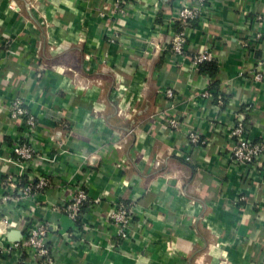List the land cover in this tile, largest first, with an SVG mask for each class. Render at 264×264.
<instances>
[{"label":"crops","instance_id":"obj_1","mask_svg":"<svg viewBox=\"0 0 264 264\" xmlns=\"http://www.w3.org/2000/svg\"><path fill=\"white\" fill-rule=\"evenodd\" d=\"M114 1L0 0V197L19 198L24 179L12 160L24 131L9 116L14 98L38 124L25 180H49L0 210L12 223L0 264H38L6 250L30 223L48 225L53 264H264V156L246 167L227 156L236 118L264 138V0H209L190 24L185 52H210L213 75L168 51L180 0H125L121 16ZM169 113L182 129L167 126ZM79 186L88 199L73 222L62 206ZM120 203L136 209L125 240L108 219Z\"/></svg>","mask_w":264,"mask_h":264},{"label":"built area","instance_id":"obj_2","mask_svg":"<svg viewBox=\"0 0 264 264\" xmlns=\"http://www.w3.org/2000/svg\"><path fill=\"white\" fill-rule=\"evenodd\" d=\"M209 0H180L173 12V22L175 24L174 33L168 43V51L176 58H187L191 69H197L202 65L214 63L216 58L208 51L201 50L194 53L187 54L185 52L188 37L190 32V24L192 22L200 21L208 10ZM125 0H115L113 5L114 14L121 16L125 14ZM262 16L256 17V23L260 24ZM259 34L254 36L258 40ZM4 45V42L3 44ZM8 47V41L5 42ZM252 79L256 82L261 81L263 75L260 72H254ZM208 81L210 79L208 78ZM210 92L204 91L203 97H208ZM164 98L170 107L174 106V92L168 88L164 91ZM219 105L223 104L222 98H217ZM9 116L12 119L20 120L23 122L24 131L14 143L12 147V160L15 161L17 166L22 168L20 177L23 179L26 175V169L30 167L34 159L39 156L36 148L33 146V139L37 131V120L35 116L24 106L20 98H14L8 105ZM164 117L167 116L168 111H163ZM166 118V124L171 130L182 129V122L178 116L169 113ZM185 136L189 143L194 146L204 147L206 141L202 139L201 135L192 130H185ZM230 142L227 150V156L230 163L237 167H246L254 165L258 159L264 156V138L261 140H251L247 135V123L244 118L235 119L229 132ZM189 160V157L186 158ZM49 185V180L45 175L38 176L35 180H28L20 188V197L28 196L33 190L41 191ZM20 197L16 198L11 192H6L0 197V210L10 203H16ZM88 199L85 189L81 186L76 187L70 196L63 203V212L73 221L82 214V208ZM244 198L240 196L238 201ZM136 217V209L133 204H117L108 214V219L117 229V236L121 240L128 239L134 218ZM12 223L6 217L1 216L0 212V235L3 234ZM46 223H30L28 230L23 238L18 242L10 245L6 250L15 249L18 251H30L39 260L40 264H53L54 256L52 250H48L45 245V238L47 235Z\"/></svg>","mask_w":264,"mask_h":264},{"label":"trees","instance_id":"obj_3","mask_svg":"<svg viewBox=\"0 0 264 264\" xmlns=\"http://www.w3.org/2000/svg\"><path fill=\"white\" fill-rule=\"evenodd\" d=\"M199 71L201 72V73H207V74H209V75H213L214 73H215V71H216V66H215V64L214 63H209V64H206V65H202L200 68H199ZM210 78H212L211 76H210ZM25 177H24V179L21 181V185L23 186L25 183H27L28 182V180H25ZM85 205V204H84ZM84 207V206H83ZM82 211H83V208H82ZM79 219H80V217L77 219V221H79ZM135 219V218H134ZM76 221V222H77ZM41 261L42 260H40L39 262H38V264H40L41 263Z\"/></svg>","mask_w":264,"mask_h":264}]
</instances>
